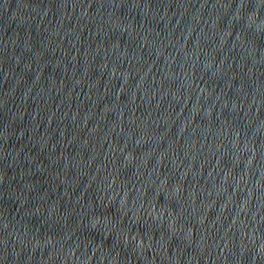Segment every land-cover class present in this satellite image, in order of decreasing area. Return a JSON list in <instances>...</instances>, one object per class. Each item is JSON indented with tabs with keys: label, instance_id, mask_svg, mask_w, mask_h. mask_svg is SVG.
<instances>
[{
	"label": "water",
	"instance_id": "water-1",
	"mask_svg": "<svg viewBox=\"0 0 264 264\" xmlns=\"http://www.w3.org/2000/svg\"><path fill=\"white\" fill-rule=\"evenodd\" d=\"M0 264H264V0H0Z\"/></svg>",
	"mask_w": 264,
	"mask_h": 264
}]
</instances>
